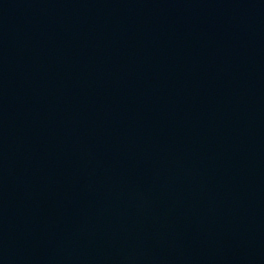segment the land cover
Instances as JSON below:
<instances>
[{
	"label": "water",
	"instance_id": "obj_1",
	"mask_svg": "<svg viewBox=\"0 0 264 264\" xmlns=\"http://www.w3.org/2000/svg\"><path fill=\"white\" fill-rule=\"evenodd\" d=\"M0 264H264V0H0Z\"/></svg>",
	"mask_w": 264,
	"mask_h": 264
}]
</instances>
